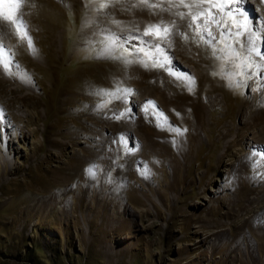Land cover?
Listing matches in <instances>:
<instances>
[{
	"label": "rangeland",
	"instance_id": "obj_1",
	"mask_svg": "<svg viewBox=\"0 0 264 264\" xmlns=\"http://www.w3.org/2000/svg\"><path fill=\"white\" fill-rule=\"evenodd\" d=\"M133 3L124 0L105 10L124 22L122 31L111 19L100 23L106 19L104 15L96 16L98 27L93 24L82 29L85 0H25L23 19L29 26L35 55L26 42L18 39L13 25L0 19V43L5 49L2 55L7 58L11 54L20 65L18 70L13 69V75L0 67V106L7 115L0 124V264H246L219 260L224 241L246 243L234 231L247 233L249 226L239 227L252 214L253 203L248 197L264 194V161L259 155L253 157L254 145L244 147L235 132L238 126L249 123L252 129L246 140L255 148L264 146V141L252 137L253 132L264 133L255 119L264 102V87L258 86L256 77L244 89H230L224 79L212 74L218 61L211 56V48L197 43L198 37L193 38L195 24L192 29L180 26L177 36L161 46L172 58L174 70L195 80L199 60L198 66H205L203 82L216 89L219 99H213L211 105L220 103L213 109L203 107L199 140L187 155L178 152V143H172L176 135L167 130H160L153 139L137 134L140 109L149 100L139 96L136 88L128 87L133 94L127 95V102L114 97L103 99L111 101L99 109L106 115V122L99 113L81 110L89 77L94 84L115 91V81L125 88L132 81L131 75L149 70L85 51L86 39L99 29L127 35L129 30L142 32L146 23H161L159 16L144 7L133 8ZM11 7L6 3L0 6V12L8 14ZM244 9L253 19L264 18L255 1L244 4ZM211 11L215 13L216 9ZM144 17L151 20L144 22ZM201 21L198 18L197 22ZM209 27L219 39L217 28ZM202 57L205 63L200 62ZM99 70H110L111 78L104 81L97 77ZM26 75L30 79L22 82ZM179 89L174 87L173 92ZM242 105L247 107L239 110ZM129 107V117L135 122L131 123V135L124 132ZM150 108L163 113V101ZM121 113L126 115L116 120L114 117ZM167 120L180 129L181 124L186 125L178 117ZM228 125L234 130L227 132ZM219 131L226 133L225 137L218 139ZM121 136L129 149L138 152L139 160L128 170L132 181L113 184L123 187L111 215L107 212L111 200L87 186V197L93 202L83 203V214L80 198L66 201L61 192V167L79 152L105 147L113 150L118 143L126 151ZM111 137L114 144L109 145ZM185 137L194 141L191 134ZM234 139L236 143L227 147L226 142ZM122 161L120 156L114 159L111 174L116 175L117 163ZM145 167L151 170L147 177L142 174ZM100 175L96 169V177ZM111 184L109 181L99 187L108 191ZM141 192L146 193L143 204L134 200V195L141 196ZM46 197L49 207L43 206ZM90 205L100 209L93 212ZM260 259L264 261V253Z\"/></svg>",
	"mask_w": 264,
	"mask_h": 264
},
{
	"label": "snow or ice",
	"instance_id": "obj_2",
	"mask_svg": "<svg viewBox=\"0 0 264 264\" xmlns=\"http://www.w3.org/2000/svg\"><path fill=\"white\" fill-rule=\"evenodd\" d=\"M124 0H85L87 11L82 23V29L96 24L98 27L97 15L109 17L111 21L121 28L123 31L124 22L118 21L112 17L106 9L115 6ZM247 0H134L133 8L146 7L152 14L156 9L160 11H171L172 8H187V13H175L181 18L185 15L191 17L189 28L193 29L197 43H203L211 48V56L218 61L217 70L212 74L219 76L226 81L227 86L233 90L244 89L248 85V81L253 77L257 78L258 86L264 87V18H251L244 9ZM6 3L11 4V11L8 14L0 12V19L13 25L14 31L18 39L26 42L30 52L34 55L37 50L34 46L32 37L29 34V26L23 19L22 6L25 0H0V6ZM167 3L169 7L163 8L162 5ZM208 7H204V5ZM193 9H197L193 13ZM211 9H216V13H212ZM17 10H20L17 12ZM16 12V15L12 13ZM239 17V18H238ZM198 18H202V23H198ZM214 25L219 31V39L213 35L209 25ZM173 25H164L161 23H146L142 32L128 31L127 35H118L112 33L109 29H99L85 41V51L94 53L97 56L118 60L130 66L139 64L145 69H164L170 76L178 80H182L187 90L192 93L196 87L194 77L185 72L174 70L172 58L161 46V43L168 40L173 35ZM184 40L188 37L181 34ZM151 37V39H147ZM135 41V43H133ZM159 41L160 43H158ZM170 48V44L168 46ZM5 51L4 46L0 43V67L8 75H13V69L18 70L20 65L15 63L11 54L5 58L2 53ZM255 57L256 59H253ZM30 77L27 75L22 78V82H28ZM92 94L102 98V102L97 108L103 110L108 106L110 100L104 101V97H114L115 99H124L127 102V95L133 94L131 88L117 86L115 91L107 89H93ZM149 106L155 108L154 101H148L143 111L147 114ZM132 108L127 109V113H131ZM126 113H121L114 118L121 119ZM156 116V127L160 130H167L176 136H182L186 129H180L172 125L162 112L154 113ZM180 114L177 113V116ZM147 118V116H146ZM7 119L6 110L0 106V124ZM121 140L125 145V149L131 153L133 149L127 147V140L121 136ZM173 145H177V141H172ZM136 145V149H139ZM259 155L264 161V146L255 148L253 157ZM96 165H90L86 168L85 173L91 178L96 177ZM142 174L147 177L151 174V170L145 167ZM264 178V177H262Z\"/></svg>",
	"mask_w": 264,
	"mask_h": 264
},
{
	"label": "bare ground",
	"instance_id": "obj_3",
	"mask_svg": "<svg viewBox=\"0 0 264 264\" xmlns=\"http://www.w3.org/2000/svg\"><path fill=\"white\" fill-rule=\"evenodd\" d=\"M249 1H255L257 2V6L260 8L261 13L264 14V0H247ZM153 2H156V0H153ZM246 2V3H247ZM163 8L167 9L169 5L167 3H164L162 5ZM204 7H208L206 4ZM146 10L148 8L144 7ZM150 11V10H148ZM155 11V14L160 17V22H162L164 25H173V35L171 37L177 36L176 30L177 27L180 26H188V18L190 16L185 15L184 18L179 17L175 13L177 12H184L187 13L188 9L184 7H177L172 8L171 11H160L159 9L153 10ZM197 11V9H193V12ZM152 12V11H150ZM213 13V12H212ZM216 13V12H215ZM113 16L112 14H110ZM239 18V17H238ZM144 22H149L151 19H147V17H144ZM110 19L109 17H106L103 22H100L102 24H105ZM121 21V20H118ZM198 23H202L198 22ZM125 25V24H124ZM211 26V24L209 25ZM170 45L172 43H169ZM37 54V53H36ZM253 59H256L253 57ZM200 62L205 63V59L202 57ZM199 60L196 61L195 67L196 73H197V79L196 81V87L194 92L190 93L187 90V87L185 86L184 82L182 80H178L173 76H170L167 71L164 69H149L145 72L140 73V75H131L130 79L132 80L129 84V86H126L125 88L131 87L136 88L138 95L141 97H145L149 101H154L155 103H160L161 100L163 101L164 105V116L167 117V119H170V117H178L181 119L182 123H186V125L181 124V129H186L184 134L182 136H176L174 137L178 143V152H181V155H187L188 150L193 146L196 139H198L199 133H201V128L203 124L204 119V112L203 107L204 106H210L211 109L218 107L220 103H217L216 105H211L213 103V99H215L217 102L219 101L218 96L215 95V88L208 85L206 82H203L202 74L205 71V66H198ZM105 72V73H104ZM98 71L97 77L102 78L104 81H108L109 78H111V73L109 71ZM120 82L115 81V86H119ZM87 88L86 92L88 95L85 97V100L83 101V107L81 110L89 111L90 114L99 113L102 121L106 122V115L104 113L99 112L100 110L97 108V105L102 102V98L98 95L92 94L93 89H112L109 86H98L97 84H94L89 77L86 82ZM174 87H181V89L174 91ZM22 96V95H21ZM108 97H104L103 99H107ZM263 110L260 114L256 115L255 119L257 122V128H263L264 129V102L262 103ZM94 107V108H93ZM247 105H242L239 110L246 108ZM251 108H254V106H251ZM70 109V108H69ZM73 112H75V109H72ZM154 113H158L157 111H154L149 106V111L146 114L143 109H140L139 115L140 120L139 124L136 126V132L140 136L142 134L144 135V138L146 139H153L156 134L159 133L160 129L156 127V116ZM177 113L180 115L177 116ZM128 117H126V121L124 124V132L133 133L132 125L131 123H135L131 117H129V113H127ZM147 116V118H146ZM86 123V122H85ZM249 123L244 124L243 126H238L235 129L236 132V138H239L243 144V146H255L253 142H248L246 140L247 135L249 134V130L252 129V125H248ZM235 127V126H234ZM234 130V128L231 125H228L226 127V131L230 132ZM191 134L194 141L187 140L186 135ZM226 133L224 132H217L218 139L225 137ZM116 137V135L114 136ZM252 137L256 141H264V133L253 132ZM199 140V139H198ZM97 143V141H94ZM198 142V141H197ZM107 143L109 145L114 144V139L111 137L108 139ZM236 143L235 139L233 141H227L226 146L229 147L231 144ZM103 144V142H102ZM101 144V145H102ZM61 145H66V142H61ZM258 145V143H257ZM242 151L247 152V149H243ZM253 155V153H252ZM118 156L122 157L123 161L117 163L118 171L116 175L111 174V171L113 169V161ZM107 160V161H106ZM139 160L138 152L133 150L131 153H129L127 150L125 151L124 148L121 146L120 143L117 144V146H114V149H107L101 148L92 150L89 152L84 153H78L75 157L70 159L63 167H61V174H62V180H61V192L65 193V200L70 201L72 198L76 197V199L80 198V211L85 214V209H82V205L85 202H93L92 199L87 197V186L94 191H98L99 194L105 195L107 199H110L109 202V208L110 210L106 211L111 215L113 212V208L117 207L118 203L116 202V197H121V185L120 188H117L113 186V184H117L120 182L126 183L125 181L129 180L132 181L131 176L129 174V171H131V166ZM106 161V163H105ZM90 165H96L98 173H102L103 175H100L99 178L95 177L94 179L86 175L85 170ZM108 165V166H107ZM105 167H107V171L105 172ZM129 170V171H128ZM109 171V173H108ZM128 171V172H127ZM173 178V177H172ZM122 180V181H121ZM124 180V181H123ZM112 182V187L108 191H103L102 188L99 187V184ZM64 188V189H63ZM257 189V188H256ZM63 190V191H62ZM263 191V189H261ZM141 196L134 195V200L137 203L143 204L142 198L146 196V193L141 192ZM56 194V193H55ZM82 194V195H81ZM263 194V193H262ZM260 192L256 193V196L254 198L248 197V202L253 203L252 208L249 212L252 214L247 217L246 224H244L242 227H239V229L243 227L249 226V229L247 233L241 234L240 231L235 230L234 234H237L244 238L246 243L241 244L239 241L238 243H235L233 241L223 242L222 247V254L220 257V262H246V264H257L258 262H264L260 259V254L264 253V215L261 213L264 212V194L262 195ZM50 197V196H49ZM48 197H46L43 200V206L49 207ZM75 201V200H73ZM72 201V202H73ZM33 206V205H32ZM89 208H92L93 212L98 211L100 208L94 207L90 205ZM256 208H258L259 212H255ZM254 219V220H253ZM256 221H261L260 223H256ZM257 224H260L258 226ZM247 225V226H246ZM246 238V239H245ZM251 244H254L252 246ZM230 247L229 250H227ZM224 248V249H223ZM241 257V258H240ZM264 264V263H263Z\"/></svg>",
	"mask_w": 264,
	"mask_h": 264
}]
</instances>
